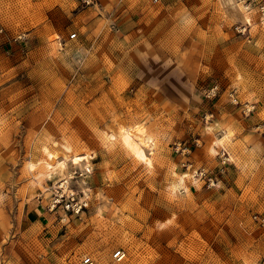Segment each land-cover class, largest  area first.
<instances>
[{
    "label": "rangeland",
    "instance_id": "obj_1",
    "mask_svg": "<svg viewBox=\"0 0 264 264\" xmlns=\"http://www.w3.org/2000/svg\"><path fill=\"white\" fill-rule=\"evenodd\" d=\"M260 4L0 0V264H262L264 226L252 219L264 218V139L253 130L264 120ZM231 87L254 116L229 103ZM119 125L152 138L149 168L117 140L106 145ZM223 133L230 140L210 158ZM63 145L91 153L89 171L70 159L44 177L43 148L61 160ZM204 156L205 170L189 165ZM172 172L183 178L173 196ZM59 186L86 209H51Z\"/></svg>",
    "mask_w": 264,
    "mask_h": 264
},
{
    "label": "bare ground",
    "instance_id": "obj_2",
    "mask_svg": "<svg viewBox=\"0 0 264 264\" xmlns=\"http://www.w3.org/2000/svg\"><path fill=\"white\" fill-rule=\"evenodd\" d=\"M240 8V7H239ZM243 18L244 21L247 24H250V16L248 13L243 12ZM262 26L264 28V18H262ZM49 54L51 56L54 55L55 53V48L53 43H50L49 46ZM208 118H211L208 116ZM219 125L216 123L214 124H209L206 131L208 132L209 135L214 134L215 131H217ZM115 134L110 133V134H105L104 136V141L106 142V145H111L115 140H117L122 148L127 152V154L131 155L135 160L137 161H143V155L145 150H150L153 146V141L152 138L146 133L144 128H139V127H125L122 125H119L116 128ZM230 139L226 134L223 133L222 138L217 139L215 141H211L207 147H206V153L208 156H211L210 158L216 156L218 154V150H224V142L229 141ZM63 152L64 155H62L61 160H56V155L48 152L46 149L43 148V153H44V174L43 176L46 178H49L51 176V173L55 171H60L64 169V165L67 161L72 159L74 162L77 163H83L84 169L86 171H89L88 164L90 160L92 159L91 153H85L81 156L76 155L71 151V149L68 146L63 145ZM227 158V157H226ZM225 158V160H227ZM228 159H231L230 156H228ZM144 166L146 168H149L150 164L148 162L143 161ZM35 164L33 163H28L27 168L30 171H33L35 168ZM172 174V180L169 183L168 186V192L170 195H175L181 190L182 187V182L183 178L181 176L175 175L173 172ZM70 178H66V176H63L60 179V186L62 188L65 187L67 180ZM71 192V191H70ZM114 254V253H113Z\"/></svg>",
    "mask_w": 264,
    "mask_h": 264
},
{
    "label": "built area",
    "instance_id": "obj_3",
    "mask_svg": "<svg viewBox=\"0 0 264 264\" xmlns=\"http://www.w3.org/2000/svg\"><path fill=\"white\" fill-rule=\"evenodd\" d=\"M152 3H157L158 0H151ZM258 10L260 13H264V6L262 4L259 5ZM76 36L75 33L71 34L69 37L70 39H74ZM220 91L219 84L217 82H212L211 85L208 86L207 89L203 91V97L209 101H212ZM228 101L232 106H235L238 108L240 115L242 118H250L255 115L256 112V106L250 105L248 103H242L238 99L237 96V90L234 87H231L230 91L227 93ZM209 117H212L213 114H207ZM253 130L256 134H258L261 138H264V120L255 123L253 125ZM196 177L200 181H204V185L207 189L212 188L213 186L210 185L211 181H214L211 176H207L203 171H199L196 174ZM59 191H56L54 198L52 199L51 209L56 208L57 206H61L65 208L66 212L70 215H78L81 213L84 209L87 207V202L83 199H78L73 191L71 192H65L64 189L62 191V188L58 187ZM254 222L258 226H264V218L260 216L254 215L252 217ZM124 252L122 250H117L112 254V258L119 262L124 257ZM78 264H93L92 259L89 256L83 257ZM264 264V261L263 263Z\"/></svg>",
    "mask_w": 264,
    "mask_h": 264
},
{
    "label": "crops",
    "instance_id": "obj_4",
    "mask_svg": "<svg viewBox=\"0 0 264 264\" xmlns=\"http://www.w3.org/2000/svg\"><path fill=\"white\" fill-rule=\"evenodd\" d=\"M258 135V134H257ZM259 136V135H258ZM259 138H261L260 136H259ZM261 139H264V138H261ZM177 166H180V168H181V171H180V173H182V171L184 172L185 170H184V165H183V163L181 162V160H179L177 163ZM185 165H188L187 163H184ZM189 165H192V166H196V168H197V170H200V169H202V168H204V170L208 167L207 166V159H206V157L204 156V158H199V160L198 161H193V160H189ZM176 170H178L177 168H176ZM217 181V180H216ZM199 182V181H198ZM188 187H189V192L191 193V194H193V193H196V192H198L199 190H200V187H197L196 185H188Z\"/></svg>",
    "mask_w": 264,
    "mask_h": 264
}]
</instances>
